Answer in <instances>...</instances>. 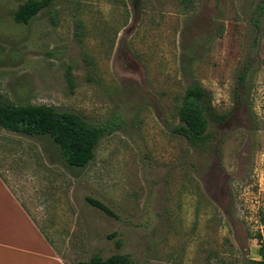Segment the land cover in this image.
<instances>
[{
    "label": "rangeland",
    "instance_id": "1",
    "mask_svg": "<svg viewBox=\"0 0 264 264\" xmlns=\"http://www.w3.org/2000/svg\"><path fill=\"white\" fill-rule=\"evenodd\" d=\"M24 1L0 0V100L117 123L86 167L0 127V172L67 263L264 261V0H52L28 24ZM193 83L224 116L205 149L175 131Z\"/></svg>",
    "mask_w": 264,
    "mask_h": 264
},
{
    "label": "trees",
    "instance_id": "2",
    "mask_svg": "<svg viewBox=\"0 0 264 264\" xmlns=\"http://www.w3.org/2000/svg\"><path fill=\"white\" fill-rule=\"evenodd\" d=\"M51 3L52 0H26L18 5L14 19L28 24ZM223 118L213 108L211 94L199 83H193L186 90L179 107L180 124L175 131L192 146L205 149L214 140L211 123L222 122ZM113 121L95 124L76 111L0 100V127L24 136H49L59 147L63 159L75 167H86L91 162L102 137L116 130L117 123ZM87 201L109 216L118 218L116 212L100 199L87 196ZM261 252L264 255V247ZM132 261L130 255L116 253L109 257L93 256L84 264H132ZM257 264H264V261H257Z\"/></svg>",
    "mask_w": 264,
    "mask_h": 264
},
{
    "label": "crops",
    "instance_id": "3",
    "mask_svg": "<svg viewBox=\"0 0 264 264\" xmlns=\"http://www.w3.org/2000/svg\"><path fill=\"white\" fill-rule=\"evenodd\" d=\"M0 264H68L1 172Z\"/></svg>",
    "mask_w": 264,
    "mask_h": 264
}]
</instances>
